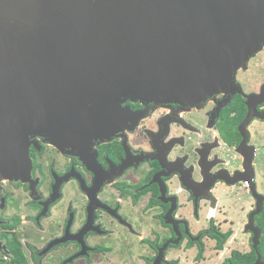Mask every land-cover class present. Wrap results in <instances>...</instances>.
<instances>
[{
  "label": "flooded vegetation",
  "instance_id": "1",
  "mask_svg": "<svg viewBox=\"0 0 264 264\" xmlns=\"http://www.w3.org/2000/svg\"><path fill=\"white\" fill-rule=\"evenodd\" d=\"M121 106L133 119L109 135L31 137L29 174L0 180V264H154L165 244L160 264H174L170 250L216 244L209 233L237 229L233 215L245 230L264 196V45L194 105Z\"/></svg>",
  "mask_w": 264,
  "mask_h": 264
},
{
  "label": "water",
  "instance_id": "2",
  "mask_svg": "<svg viewBox=\"0 0 264 264\" xmlns=\"http://www.w3.org/2000/svg\"><path fill=\"white\" fill-rule=\"evenodd\" d=\"M263 45L264 0H0V180L29 174L32 136L109 135L126 100L194 105Z\"/></svg>",
  "mask_w": 264,
  "mask_h": 264
},
{
  "label": "rangeland",
  "instance_id": "3",
  "mask_svg": "<svg viewBox=\"0 0 264 264\" xmlns=\"http://www.w3.org/2000/svg\"><path fill=\"white\" fill-rule=\"evenodd\" d=\"M258 167H256L258 171L257 178V186L258 190L264 193V157L260 155L257 160ZM238 197L250 196L249 194H237ZM241 214H236L235 217L233 215L234 222L237 223V229L231 231V236L226 241L222 250H216L214 245L215 241L211 240L207 237L203 238V242L205 244V251L203 252L202 258H197L198 248L196 245H193L189 249H184L186 252H181L178 249H172L169 252V260L175 261L174 264H223L224 260L228 258L231 254L232 250H239L240 252H248L251 249V240H250V233H246L245 231L240 229V223L244 221L243 216ZM240 217V218H239ZM224 232V231H223ZM144 234H148V231L143 232ZM103 239H101L102 241ZM121 243H119L120 245ZM122 247V245H120ZM133 247V246H132ZM132 247H125L124 251L126 255L131 253L133 255ZM143 248V249H142ZM139 248V250L134 254L136 259L142 252H146V247L143 246ZM122 249V248H120ZM188 251V252H187ZM131 255V256H132ZM177 260V261H176ZM131 264V263H130Z\"/></svg>",
  "mask_w": 264,
  "mask_h": 264
},
{
  "label": "trees",
  "instance_id": "4",
  "mask_svg": "<svg viewBox=\"0 0 264 264\" xmlns=\"http://www.w3.org/2000/svg\"><path fill=\"white\" fill-rule=\"evenodd\" d=\"M256 226L261 230L258 243V253L264 260V204L261 212L254 218ZM210 237L216 240L215 249L222 250L225 242L231 236V231L220 233L218 231H212L209 233ZM204 252V244L201 241L198 243V254L197 258H202ZM257 259V253L251 247L248 252H240L239 250H232L228 258L224 260L223 264H253ZM173 264V263H171Z\"/></svg>",
  "mask_w": 264,
  "mask_h": 264
}]
</instances>
